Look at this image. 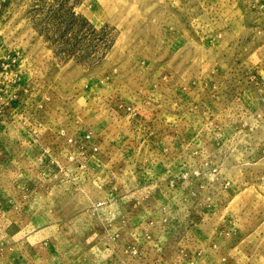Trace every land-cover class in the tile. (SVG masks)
Returning <instances> with one entry per match:
<instances>
[{
	"label": "rangeland",
	"instance_id": "rangeland-1",
	"mask_svg": "<svg viewBox=\"0 0 264 264\" xmlns=\"http://www.w3.org/2000/svg\"><path fill=\"white\" fill-rule=\"evenodd\" d=\"M0 264H264V0H0Z\"/></svg>",
	"mask_w": 264,
	"mask_h": 264
}]
</instances>
